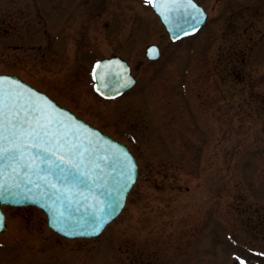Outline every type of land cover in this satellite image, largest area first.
I'll use <instances>...</instances> for the list:
<instances>
[{
	"label": "rangeland",
	"instance_id": "obj_1",
	"mask_svg": "<svg viewBox=\"0 0 264 264\" xmlns=\"http://www.w3.org/2000/svg\"><path fill=\"white\" fill-rule=\"evenodd\" d=\"M75 1L64 33L58 19L43 31ZM199 2L207 22L173 43L140 0H0V73L126 143L138 167L97 237L67 239L37 208L4 206L0 264H264V0ZM223 20L240 24L226 42ZM151 42L155 61L143 56ZM110 54L127 59L137 82L106 100L88 69Z\"/></svg>",
	"mask_w": 264,
	"mask_h": 264
},
{
	"label": "snow or ice",
	"instance_id": "obj_2",
	"mask_svg": "<svg viewBox=\"0 0 264 264\" xmlns=\"http://www.w3.org/2000/svg\"><path fill=\"white\" fill-rule=\"evenodd\" d=\"M145 2L152 3L162 16V8L169 10L170 17V10L177 8L191 9L189 15L193 18L202 15L193 0ZM187 26L195 30L192 25ZM100 150L90 137L81 135L72 126L62 110L57 112L45 98L26 90L20 81L0 75V186L7 183L19 187L21 182L35 185L37 189L46 186L57 195L67 194L72 199L91 201L95 205L96 193L107 195L108 177L96 157ZM108 157L120 160V178L127 183L134 167L127 154L110 152ZM99 215L101 219L94 231L99 229L103 219L102 211Z\"/></svg>",
	"mask_w": 264,
	"mask_h": 264
},
{
	"label": "water",
	"instance_id": "obj_3",
	"mask_svg": "<svg viewBox=\"0 0 264 264\" xmlns=\"http://www.w3.org/2000/svg\"><path fill=\"white\" fill-rule=\"evenodd\" d=\"M181 2V0H178ZM197 6V5H196ZM153 8V5H152ZM202 15L193 18L189 15L191 9L177 8L172 11L171 17L169 10L160 12L154 11L159 15L166 31L172 39L184 34L193 32L187 25H192L194 29L203 22L204 13L201 7ZM183 28V31H178ZM146 54L149 58H155L158 55V49L154 45L146 47ZM94 69H96L94 71ZM92 76L95 80L94 88L99 89V93L104 96L114 95L123 88L129 87L134 80L128 74V66L119 58H107L95 64ZM6 75V74H0ZM10 76L13 80L20 81L14 75ZM21 85L26 90H31L33 94H38L45 98L47 103L55 107L57 112L63 111L64 114L72 121V126L76 128L81 135L90 137L96 146L101 149L97 154V162L101 164L102 171L108 177L105 187L107 195L101 196L96 193L97 203L94 205L91 201L87 203L80 200L72 199L67 194L57 195L54 190L48 189L46 186L37 189L35 185H27L23 182L19 187H13L5 183L0 186V206L9 205H34L40 208L46 215L47 225L53 231L65 237H92L97 235L102 228L119 212L123 206L125 196L133 184L136 176V164L133 156L128 152L126 146L108 135L100 132L93 126L87 124L82 119L70 113L67 109L58 106L54 101L48 98L44 93L35 90L23 81ZM110 152L126 153L134 167L131 169V178L127 183H123L120 178L121 162L111 157L106 158ZM79 187V186H78ZM84 189L81 187L80 189ZM103 212V219L98 230H93L96 223L101 219L99 213ZM63 214L62 216L60 214ZM58 225V226H57ZM4 229V214L0 207V231Z\"/></svg>",
	"mask_w": 264,
	"mask_h": 264
},
{
	"label": "flooded vegetation",
	"instance_id": "obj_4",
	"mask_svg": "<svg viewBox=\"0 0 264 264\" xmlns=\"http://www.w3.org/2000/svg\"><path fill=\"white\" fill-rule=\"evenodd\" d=\"M95 1L97 2L98 0H95ZM104 6H105V3L103 1H102V4L100 5V7H98L97 4L95 3L94 11H96V12L93 15L94 18H97L99 16L98 15L99 12H103V10L105 9ZM79 11L80 10H77V12H79ZM0 12H2V11H0ZM12 12L15 13L14 10H12ZM63 12H64V16L59 17V19H61L60 23H62L61 31H60L62 33H64L63 29L65 28V22H67V18H69V17L71 18L72 15L74 16L75 6L72 7V8H70V7L66 8V6H64ZM1 14L2 13H0V32H1V22L4 20V17ZM11 18H12V24H13L11 30L13 31V33L18 35V33H20V31L18 30V26H17L16 14H15V17H14L13 14H11ZM106 19H108V18H106ZM106 19H103V20H106ZM224 21L225 20H223L222 27L218 30V35H219V38H223L225 40V42H226V41H228V37H230V35H233V34H235L238 31V28L240 27V24H238L237 22L233 21L234 24L233 25L229 24V26H227V28H226V25H225ZM54 22H55L54 20L50 21L51 24H53ZM253 25H254V23L250 19L247 20V21H244L241 30H244V32H246ZM57 33H59V31ZM260 41L261 40H259V42ZM142 264H145V263L142 262Z\"/></svg>",
	"mask_w": 264,
	"mask_h": 264
}]
</instances>
